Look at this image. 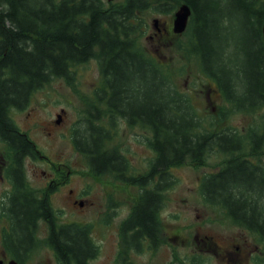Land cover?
<instances>
[{"label": "trees", "instance_id": "trees-1", "mask_svg": "<svg viewBox=\"0 0 264 264\" xmlns=\"http://www.w3.org/2000/svg\"><path fill=\"white\" fill-rule=\"evenodd\" d=\"M220 1L240 12L237 28H253L251 36L246 31L245 40H239L244 46L241 63L226 65L218 40L211 57L186 47L230 108L253 114L264 109V0H0V138L17 160L29 153L30 145L11 110L25 108L30 95L55 78L72 84L77 65L99 62L101 82L86 102L85 128L75 135L74 145L92 173L140 190L121 225L119 264H135L132 251H143L146 243L151 249L160 244L159 214L166 191L176 184L173 168L187 161L203 164L213 152L225 162L202 178L201 196L264 243V160L251 157L264 153V118L249 134L229 127L206 129L190 97L138 43L142 12L173 13L183 3L192 9L186 36L195 29L205 47L213 39L222 40L215 16L222 11ZM117 118L149 131L155 158L147 173L131 174L128 158L110 146ZM39 153L32 141V157ZM15 211L18 221L27 223L29 202L17 204ZM50 215L48 202L33 197L32 226L45 218L51 225L48 241L60 255L71 264H89L99 253L90 226L56 224Z\"/></svg>", "mask_w": 264, "mask_h": 264}, {"label": "rangeland", "instance_id": "rangeland-1", "mask_svg": "<svg viewBox=\"0 0 264 264\" xmlns=\"http://www.w3.org/2000/svg\"><path fill=\"white\" fill-rule=\"evenodd\" d=\"M220 4L222 11L216 10L215 16L222 28V40L213 39L205 47L206 41L202 40L203 44L197 39L195 29H190L187 36L186 32L174 33L176 10L168 14L149 10L141 14L143 33L138 43L167 68L176 87L190 97L193 110L206 129L218 131L229 127L249 134L261 124L264 109L253 114L233 111L188 52L199 49L211 57L218 40L225 51L226 65L241 63L240 51L244 46L239 40H245L246 31L251 36L253 28H237L240 12L227 7L224 1ZM229 37L231 40H225ZM208 66L213 63L208 61ZM100 82L99 62L91 59L75 67L72 84L62 78L53 79L33 94L25 110L14 109L11 116L27 132L32 121V139L48 157L32 163L27 160L26 169L32 164V186L41 196H49L58 211V222L90 226L99 253L89 264H119L121 225L138 201L140 190L92 173L74 145L75 135L85 128L86 102ZM112 134L110 146L128 158L131 174L147 173L155 158L149 131L117 118ZM261 145L264 148V143ZM8 155V146L0 141V164H9ZM254 156H251L254 160L259 157L264 160L263 151ZM224 162L223 155L213 152L203 164L187 161L173 168L176 184L166 191L159 214L160 244L151 249L146 243L143 251H132L135 264H264V243L235 224L219 206L207 204L200 194L202 178L219 170ZM8 186L5 183L4 188ZM81 199L84 207L75 204V200ZM38 232L39 244L45 245L47 225L41 223Z\"/></svg>", "mask_w": 264, "mask_h": 264}, {"label": "flooded vegetation", "instance_id": "flooded-vegetation-1", "mask_svg": "<svg viewBox=\"0 0 264 264\" xmlns=\"http://www.w3.org/2000/svg\"><path fill=\"white\" fill-rule=\"evenodd\" d=\"M31 99L32 94L30 95L29 103ZM26 107L17 110L23 111ZM13 110L14 109H12L10 113H12ZM58 117L60 118V114ZM58 122H60V120ZM15 125L18 126L16 122ZM18 128L22 135L24 134L27 136L30 145L29 153L22 156L21 161L16 159V152L10 144L0 138V141L5 143L9 149V164H0V264H71L60 255L57 247L49 243L51 225L48 220L40 218L37 221V225L35 223L34 226H32L33 197L39 200H46L51 210L50 216H52V220L56 224L64 223L58 222V211L52 205L49 196H41L32 186V164L29 170L26 169L27 160L32 163V160L48 158L32 139V121L29 132L24 131L19 126ZM32 141L40 152L37 157H32ZM57 174L58 173H56V175ZM5 183L9 185L7 188H4ZM23 201L29 202V214L27 218H25V220L27 219V223L18 221L16 217L17 214H15L16 205ZM75 204H79L81 207L85 206L84 200L82 199L75 200ZM41 223L47 225L45 245L39 244L38 231ZM32 227L34 228L32 229Z\"/></svg>", "mask_w": 264, "mask_h": 264}, {"label": "water", "instance_id": "water-1", "mask_svg": "<svg viewBox=\"0 0 264 264\" xmlns=\"http://www.w3.org/2000/svg\"><path fill=\"white\" fill-rule=\"evenodd\" d=\"M108 1H113V0H108ZM191 14H192L191 7L187 3H183L182 5H180V7L177 9V11L174 14V20H173V31L176 34H182L186 30ZM155 24H157V21L155 22ZM263 35H264V21H263Z\"/></svg>", "mask_w": 264, "mask_h": 264}]
</instances>
